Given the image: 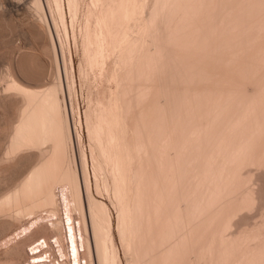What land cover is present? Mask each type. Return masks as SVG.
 Listing matches in <instances>:
<instances>
[{
    "label": "bare ground",
    "instance_id": "6f19581e",
    "mask_svg": "<svg viewBox=\"0 0 264 264\" xmlns=\"http://www.w3.org/2000/svg\"><path fill=\"white\" fill-rule=\"evenodd\" d=\"M34 1L41 17L39 21L48 23L41 0ZM47 4L56 18L53 21L64 22L67 9L63 0H48ZM67 5L73 20L81 18L80 72L82 80L86 81L83 80L90 89L86 127L94 184L99 194L107 193L112 197V204L117 208L116 226L126 264H193L189 262V249L198 237H192L193 241L191 236L190 239L187 237L184 228L187 222L197 218L199 221V215L205 214L207 227L215 221L216 225L222 222L229 227L234 218H227L237 213L233 212L235 207L230 208L234 206L235 200L239 198L240 203L245 199L250 205L256 203L255 206L262 202V189H256L252 181L256 180V186L260 179L253 180V177H259L260 173L264 176V169L254 176L258 171L256 168L264 166V0H89L86 5H83V0H67ZM162 30L166 33L164 37L167 36V45L160 39ZM54 46L55 43L51 47ZM152 53L158 54L159 65ZM164 68L169 70L168 75ZM1 81H4L3 93H6V97H14L18 110L0 162L14 163L27 154L31 156V153L36 159L28 174L16 183L17 186L11 187L14 189L6 191V194L3 192L4 196L1 195L0 217L8 218L9 221L1 218L5 222L4 229L11 220L15 219L14 223L23 215L32 216L44 209L57 213L60 207L55 208L59 203L57 189L70 188L76 204L74 206L80 211L79 225L82 223L77 230L73 216L67 212L66 230L72 256L75 263L82 262L80 260L84 256L83 264H95L92 243L87 236L82 190L74 168L76 161L71 153L73 130L67 106L61 98L63 86L60 80L55 79L38 89H31L8 70ZM86 155L83 150L80 151L96 261L97 264H122L112 233L110 209L107 204L96 199L91 191ZM253 166L256 171L252 170ZM62 198L67 199L64 194ZM258 201L260 204H257ZM247 203L244 204L248 205L249 210L253 206ZM263 212L257 215L261 214L264 219ZM227 221H230L229 224ZM237 221L236 224H243ZM55 223L49 228L56 226V232L53 228L50 229L54 231L47 229L57 233L55 238L62 239L64 229H59L60 221ZM256 224L258 232L264 230L263 225L260 228ZM243 225L240 227H245V234L241 232L240 235L239 231L238 236L234 232L238 236L236 242L233 239L235 236L232 237L234 233H230L236 250L239 247L242 250L248 239L244 241V236L249 237L245 231L247 226ZM191 229H188L189 233ZM212 229L213 234L219 232V237L230 239L225 237L229 230L223 235L216 231L219 228ZM258 232L254 235L260 241ZM1 234L3 232L0 231ZM28 239L12 246L14 258L24 253L23 248L31 243ZM254 239L251 241L257 244ZM45 240L32 244L37 243L29 250L32 257L27 264H45L48 257L54 254H48L47 259L43 257L48 249L45 246L49 244ZM201 240L199 244L202 245L198 246L204 248L206 241ZM259 241L258 248L261 249L256 251V255H261L262 259L258 257V261L262 264L264 245L262 240ZM79 243L87 253L81 259ZM221 243L223 241L220 240L217 247L221 249L219 253L215 248L218 257L224 255V251L228 252V246H222ZM259 243L262 247H259ZM221 246L226 249L222 250ZM230 249L234 247L229 248L230 253L235 251L231 252ZM255 249L252 250L251 246L252 253ZM38 250L42 251L36 252ZM48 250L50 253L52 248ZM194 251L192 248V254L196 255ZM249 251L246 249L244 253H247L241 254L248 255ZM252 253L249 252V257L254 255V258L255 253L250 255ZM242 255L238 256H241L240 262L244 258ZM249 257L245 258L247 262ZM195 258L193 260L197 261L198 257ZM245 259L243 262L247 264ZM14 260L5 263L0 261V264H14ZM215 261L221 262L219 259ZM256 261L253 259L248 264Z\"/></svg>",
    "mask_w": 264,
    "mask_h": 264
},
{
    "label": "rangeland",
    "instance_id": "374dc122",
    "mask_svg": "<svg viewBox=\"0 0 264 264\" xmlns=\"http://www.w3.org/2000/svg\"><path fill=\"white\" fill-rule=\"evenodd\" d=\"M33 1L34 0H21V1L20 0H13V2H12V0H0V82L2 83V84L0 83V157H2L1 155H3L2 152L4 151V149L6 147V144H7V141H6L7 140V136L9 135V132L11 130V126L13 125V123L15 121V118H16V115H17V110H18V104H17V101L14 99V97L13 96H11L13 98H9L8 96L6 97L5 96L6 93H3L4 90H2V88L4 89V81H1L3 75H5V73H7L8 70H10V72L15 76V78H17V80L19 82L23 83V85H25V87L31 88V89H33V88L34 89H38V88L42 87L43 85H45V83L47 84V82L49 83V82H51L52 80H55V79L60 80V83H61V85L63 86V89H64V90L62 89V91H61V98L65 102L64 104H66V106H67V111H68V116H69V119H70L71 129L73 130L72 131V140H73L72 142H73V144H71V153H72V156L75 159L74 162L76 161L75 162L76 163V166L74 165V168H75V171L78 174L79 181H80L79 183H80V187H81V190H82L81 191L82 198H83L82 200H83L84 210H85V214H86V220H87L86 223H87V227H88V229H87L88 230L87 236L90 238V241L92 243V246L91 247H92V256L94 257L93 258L94 263L97 264V261H96V254H95L94 242H93V237H92L93 234H92V228H91V220H90V216H89V213H88V202H87V196H86V188H85V184H84L83 169H82V163H81V158H80V151L81 150H83L87 154L86 155V158H87V170L89 171V179H90V182H91V191L93 193V196L96 199H98V200L104 202L105 204H107V206L110 209V213H111L112 219H113V229H112V233H113L114 241H115V244L117 245L116 247H117V249H118V251L120 253V258H121L122 264H126V259H125L126 257H124V252H123L124 250L122 248L121 241H120V237H119V233H118V229H117V226H116L117 225V219H116L117 217L116 216L118 214L117 213V208L115 207V205L112 204V201H111L112 197H110V195H108L107 193L99 194L96 191V187H95V184H94V180L95 179H94V174H93V170H92L93 167H92V160H91V153H90V142H89V136H88L87 127H86L87 126V124H86V111H87L88 103H89V97H90V94L89 93H90V89H89L88 84L85 83L86 81L84 79L83 80L85 82L82 80V75H81V72H80V69H81V59H82V50H81L82 49L81 48V45H82L81 44V42H82V37L81 36H82V34H81V31L79 30V28H80L79 21H81V18L79 17L78 19H76V21L73 20L72 17H71V15L69 14L67 0H63L64 5H65V7L67 9V14L65 15V17H66L65 20L67 22L65 20H64L65 23L64 22H61L60 20H58V21L56 20L57 22H54L53 20H55L56 18H54L53 17V14L51 13L49 4H47L48 3V0H41L42 8H43V10H45L44 12H45V15H46V19L48 20V23H49V25H48L47 22L44 23L43 21H39L41 17L39 16L37 10L35 9L36 8V4H35V1L34 2ZM88 2H89V0H83V5L88 4ZM74 22H77V23H74ZM72 23H74V24H72ZM45 24H47V26ZM64 24L65 25L67 24L66 27H65ZM42 28H43L44 31L42 30ZM50 29H51V31H50ZM165 35H166V33L163 30H162V32L159 35L160 36V39L162 40V42H164L163 44H166L167 43V38H166L167 36L164 37ZM80 38H81V40H80ZM165 39H166V43H165ZM79 40H80V42H79ZM54 43H55L56 48H55V46L53 48L51 47V46H53ZM54 50H55V52H53ZM56 53L58 55H56ZM54 54L58 58L55 57ZM155 55H156L155 53H152V56L154 58H156L155 61L157 60L156 61V64H157L158 61H159L158 60L159 57H158V54L156 55V57H155ZM158 65H159V63H158ZM32 72H33V74H32ZM164 72L167 74V73H169V70L167 68H164ZM55 75H59V76H55ZM42 79L43 80L45 79V80L42 81ZM3 95H4V98H3ZM15 103H16V105H15ZM77 136L79 137V140H78V137ZM78 144L81 145V146L79 147ZM72 148L74 150H72ZM27 155L28 156L25 155V156L19 158V160H17V161L15 160L14 163H13V161H12V163L11 162H2V163L0 162V170H1L0 171V175H1L0 176V182H1L0 183V198L2 196H4L6 193H8L10 190H13L17 186L16 183H18V181L20 182L21 181V178L23 179V177L26 176V174H28V172L30 170V167H32L33 164L35 163V160L36 159L34 158L35 157L34 156V153H31V156L29 154H27ZM261 167H263V168L260 169V168L254 167V166L251 167V168H254L252 170H255V168H256V170H258V171L255 170L256 173L254 174V176L258 172L262 171V169H264V166H261ZM249 169L250 168H248V170ZM254 172H252V174ZM5 173H6V175H5ZM263 174H264V171H263ZM261 175L262 174L260 173L258 175L259 177H256V178L253 177L254 178L253 180H255L257 178L260 179V181H261V183L259 181L260 184L257 182L256 183V186H255L254 184H255L256 180L255 181H252L253 184L252 183L251 184L255 188L256 187L259 188L258 190L262 189V192H261L262 194H261L260 201L264 202V198H262L264 196V193H263L264 192V188H262V187H264V182H263L264 181V176H261ZM261 185H263V186H261ZM253 186H250V187H253ZM258 186H260V187H258ZM11 187H14V188H11ZM64 188H65V190H64ZM64 188L63 187H61V188L59 187V189H57V191H56L57 192V195H58V197H57L58 198L57 203L58 202L59 203H58V205H56L55 208L59 207V205H60V207L57 208L59 211L56 210L57 213H55L54 211L49 210L51 212L50 213L47 209L46 210L44 209L43 211L41 210L40 212L36 213L35 215L32 214V216H30L29 214L28 215H23V217H20L22 220L19 219V218H18L19 220L16 219V222H14L15 224L13 223V221L15 219L14 220L9 219V220H11L10 223L7 224V226L5 225L6 226L5 229L8 230V231H5V229L3 227V224L5 223L4 220L7 221V222H9L7 220L8 218L7 219H4L3 217H0V229H1L0 231L3 232V235L2 234L0 235V261L1 262H4L5 263L6 261H12V260H14L16 258L13 261V262H15L14 264H27L28 263L27 261L31 260L30 258L32 257V255H30L31 253H30L29 250H31L33 246L37 245V243L35 245H33V246H32V244L34 242H37V241H39L41 243L42 241L44 242V240L47 239L45 241H48V243H49L48 245L49 246L47 245V246H45V248L46 249L48 248L49 249V250L47 249L48 251H50L51 248H52V250H51L50 253H48L47 250L44 248L46 250V252H47V254H46V252L44 251V249H42L45 252V254L43 255V257L45 256L44 258L47 259V257L49 256L48 254H51V253L52 254L54 253L53 254L54 256L51 254L52 256H49L50 259L48 257V259H47L48 261L45 264H47L48 262H49L48 264H50V262H52L51 264H59V263L60 264L61 263L62 264H71V263L72 264H80V263L83 264V261H84L83 258H84V256L82 257V255H85V257L87 256V253L85 251V248L84 249H81L82 247L80 246V243H79V247L81 249L80 250V253H81L80 259L82 257L83 260L81 259L80 261H82V262H80V263L79 262L78 263L77 262L75 263L74 258L72 256L73 255V252H72V247H71V243H70V238H69V235L67 234V230H66V228H67V224H66L67 223L66 222L67 221V217L66 216H68V213L73 216V219H74V222H75V225L74 226L76 227V229L78 230L79 227L81 228L82 223H81V225H79L80 224V221H81L80 218H79V216H80L79 212L80 211H77V207L74 206L75 201H73V197H71L72 196V192H70L71 191L70 188H67V187H64ZM67 189H69V190H67ZM258 190H256V191H258ZM6 191H8V192H6ZM3 192L4 193L6 192V193L3 194ZM63 194L66 196V198H67L66 200L67 201L66 200H63V198H62ZM240 198L242 199L241 196H240ZM237 200H235V201H237ZM244 200L245 199H243L240 203H239V200H238L237 201L238 204H237V202L234 201V203H233L234 206L233 207H230V208L234 209V207H235L236 210H234L233 212H236L237 211V213H232L234 217L232 215H230L229 218H227V219L228 220L229 219L232 220V218H234V219L236 218L235 220L236 221L237 220L239 221V222L237 221V223L243 222V224L246 225L247 227L250 224H251V227H252V225H253L254 222L258 224V225L256 224L257 226H259V225L260 226L261 225L264 226V222H262V221H264V219L262 218V215H261L262 212L264 211V208H263L264 207V203L261 202V205H256L255 206L256 203L254 205L253 204L250 205V203H247L248 201H244ZM260 201H258L257 204L258 203L260 204ZM242 202H243V204H241ZM113 203H114V201H113ZM244 203L249 204V206H251V207L253 206L252 207L253 209L251 208L252 210H254L253 213H252V210L250 208H249L250 211L247 209L248 208V205H245ZM184 204L185 203H183V205ZM239 206H241V209H240ZM237 207H238V209H237ZM255 207H257V209L259 211L256 210ZM261 208H262V210H261ZM245 209L248 210V211H246ZM238 210H240V211H238ZM52 212H54V213H52ZM238 212H240V213H238ZM258 213H261V214L257 215ZM238 214H240L241 216L238 215ZM245 214H247L246 217L244 216ZM250 214H252V215H250ZM263 214H264V212H263ZM237 215H238V217H235ZM248 215L250 217L251 216H253V217H251V219H250V217ZM199 217H200L199 218V221L200 220L202 221V225H201V221L199 222L197 220L198 219L197 218L196 220L192 221L194 223V225H192L193 224L192 222H189L190 224L187 222V224H189V227H188L187 224H185V226H184V228L186 229L187 237L189 236L188 237L189 239H190V236H191V238L193 237L194 239L198 237L197 239H195L196 242L193 241L194 240L193 238L191 239L193 242L190 240L193 244L191 243L192 246L190 245L191 248L189 247L190 248L189 249V252L191 254V255L188 256V257H190V261L189 262L192 261L193 264L195 262L196 263L198 262L197 264H208L209 262L211 264H214V261L219 259V260H221V262L220 261H215V264H225V263L226 264H231V262H232V264H239V263L240 264H244V262H245L244 259L246 257H249V252L252 253L251 246H252V250H253V248L254 249L256 248L257 250L255 249L254 252L252 254H250V255H253L255 253V257H257L256 254H258V253H256V251H258V249L260 250L261 248H258V241H259V239H256L257 237L255 236L256 235V232H258L257 229L255 228V223L253 225L254 227H252L255 232H253V229H251V231H250L249 228H251V227H248L249 232L252 233V235L251 234L249 235V232H248L247 227H246V230L245 231H246V234H248L249 237H247L245 235L246 236V237L244 236L245 240L244 239L243 240L246 241L247 238L250 239L249 242H248V239H247V242H248V245H249L251 239L253 240L254 237H255L257 244H255V241H251V243H250L251 246H249L250 248H248V245H247V242H246L245 244H246L247 248H245L246 246L244 244L245 247L244 246L242 247V250L243 251L240 250L241 248L239 247V250L241 251V253L243 252V254H246L247 253V252L244 253V251L246 249H247V251H249V249H250V251L248 252V255H244L243 256L239 252L238 249H237L238 251L236 250L235 243L231 239V234H230V233L233 234L234 232L237 234L239 231L240 232L238 234H240L241 232H242L241 234H243L244 233L243 231H244L245 227L244 228H241L240 227V226L243 225L242 223H241L242 225H240V224L238 225V224H236V221H234V219L232 220L231 224H229V222L231 220L229 222L227 221L228 224L231 226V227L229 226L230 227V230H229L228 225L225 224V223H222V222H217V225L221 223L220 225L217 226L216 225V221L210 223V225H208V227H207L206 224H207L208 220L205 219L206 215L204 214V216H203V214H202V216L199 215ZM202 217H203V220H202ZM1 218L4 219V220L2 221ZM77 218H78V220H77ZM252 218L254 220H252ZM241 219H242V221H240ZM243 219H245V220H243ZM49 221H50V223H49ZM52 221H54V222H52ZM55 221H56V223L60 221L61 226L59 225L60 227L59 226L58 227H59V229L62 227L61 231L64 229L62 231V233H63L62 236H61L62 239L61 238H55V235H57V233L55 234L54 232H52V231L55 230L54 228H56V226L53 227V225H52L50 227V228H53L54 230H52V229L49 228V225L54 224ZM1 222H3V223H1ZM233 222H234V224H233ZM244 222L245 223H248V225L245 224ZM258 222L261 223V224H259ZM56 223H55V225H56ZM77 223H78V225H77ZM214 223H215V226H217V227L214 226ZM47 224H48V227H47ZM195 224H197L198 226L195 225ZM211 224H213V225H211ZM203 225H204V229L206 227V230L207 231L203 229ZM225 225H227V226H225ZM235 225H237V226H235ZM223 226L226 227V229L224 231H222L225 228ZM191 227L193 229H191ZM212 227L214 229L215 228H217V229L219 228L216 231H220V233H222L223 235H224L223 232L226 231L225 233H227V231L229 230V234L230 235L227 233V235L225 234V237L228 236V237H230V239L229 238H224V236L219 237V235H220L219 232H216L215 234H213L214 230L212 229ZM221 227L223 228L222 230H220ZM237 227L238 228H241V230L242 229L243 230L241 231ZM47 228H49L52 231H50ZM260 228H263V227L261 226ZM38 229H40V230H38ZM188 229H191L190 230V233H189V230ZM232 229H234V230H232ZM199 230L200 231L203 230V231L200 232ZM231 230L233 232H231ZM263 231H264L263 229H260V231L257 234L260 235V241L262 240L261 243L264 245V243H263V237H264L263 234H264V232ZM55 232H56V230H55ZM184 232H185V230H184ZM261 232H263L262 233L263 237L260 234ZM52 233L54 235H52ZM235 233H234V235H232V237L235 236L233 239L236 242V240L238 239V236L239 235L237 234L238 235L237 236ZM84 234H85V232H84ZM212 235H214V236H212ZM216 235L220 238V239L218 238L219 240L216 239L217 238ZM204 236H205V238L207 240L204 238ZM250 236H252V237H250ZM28 237H29V239H28ZM209 237H211L213 239L210 240ZM222 237H223V239H221ZM26 238L31 243L27 244L23 248L24 253L22 255L20 254L21 256L19 258H17L16 256L14 258L13 254H12V251H11L12 250L11 248L17 246L18 243H23ZM201 239H203V241H206L207 242V243L205 242L204 245H203L204 248H206V250L203 247H201V248L199 247L200 245H202V244H199L200 241L202 242ZM220 240L223 241V243H221L222 246L224 244H226L225 245L226 247L228 246V249H226L225 246L223 248L221 246L222 250L223 249L224 250L226 249V250H228V252L227 251H224L223 252L224 255H223L222 254V251H220V255L221 254L222 255H221V257L220 256L218 257L217 256V252L219 253V250H221L220 248L217 249L218 245H220ZM228 240L231 243L230 242H227ZM50 243L53 244L54 247L52 245H50ZM56 243L57 244H60V245H57ZM227 243H230L232 245L231 246L232 248L234 247V249H232V250L230 249L231 252L233 250H235V251H233L232 253H230L229 248H231V247L229 246L230 244H227ZM252 243H254L257 247H255V245L252 244ZM214 244H215V246H214ZM262 244L259 243V247H262ZM253 245H254V247H253ZM56 247H58L59 249L56 248ZM54 248L56 249V251L54 250ZM192 248L196 251V255H198L197 252L200 251V253H199L198 256H196L195 254H192V252H191L192 251ZM198 248H200L201 250L198 249ZM215 248L218 250L217 252H216ZM244 248H245V250H244ZM61 249H62V251H61ZM208 249H210V250H208ZM5 250L8 251V252H6ZM9 250L11 252H9ZM42 250H38L36 252H40ZM263 250H264V248H262V251ZM195 251L193 253H195ZM262 251H261V253H262ZM28 252H29V254H28ZM44 252H41V253H44ZM213 252H214V254H213ZM234 252H236V253H234ZM41 253H39V254L41 255ZM227 253H228V255H225ZM6 254H8V255H6ZM39 254H38V256H39ZM207 254H208V256L210 255L211 257L209 256L210 257L209 258L207 256ZM229 254H231V255H229ZM239 254L242 255V257H244V258H241V259H243L244 262L243 261L242 262L239 261V259L241 257V256L238 257ZM57 255H59V256H57ZM193 255L195 257H198L197 258V261H194V260H196V258ZM236 255H237V257H235ZM55 256H56L57 259L54 258ZM253 256H250L251 258L250 257L247 258L248 259V262L245 259L246 262H247V264L250 261H252L253 259L254 260L256 259L257 260L256 262L258 264L260 263V260L258 261V259L261 258V255H260V257L258 255L259 258L258 257L257 258L254 257L253 258ZM5 257H7V258H5ZM216 257H218V258H216ZM226 257H227V259H225V261H224L223 259L226 258ZM237 258H238V260H237ZM6 259H10V260H6ZM199 259H200V261H199ZM250 259H252V260H250ZM263 259H264V257H263ZM187 260H189V258ZM222 260H223L224 263L222 262ZM226 261H228V262H226ZM256 262L254 264H256ZM261 263L264 264V262H262V261H261ZM252 264H253V262H252Z\"/></svg>",
    "mask_w": 264,
    "mask_h": 264
}]
</instances>
